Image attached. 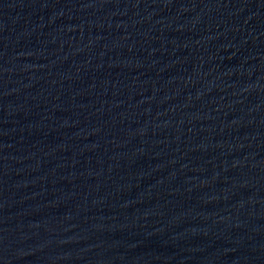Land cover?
I'll list each match as a JSON object with an SVG mask.
<instances>
[{
	"label": "water",
	"instance_id": "1",
	"mask_svg": "<svg viewBox=\"0 0 264 264\" xmlns=\"http://www.w3.org/2000/svg\"><path fill=\"white\" fill-rule=\"evenodd\" d=\"M0 264H264V0H0Z\"/></svg>",
	"mask_w": 264,
	"mask_h": 264
}]
</instances>
